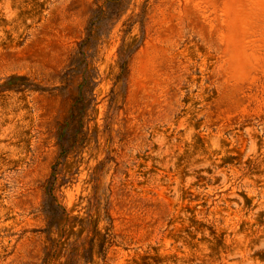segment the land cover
I'll return each mask as SVG.
<instances>
[{
  "label": "rangeland",
  "instance_id": "rangeland-1",
  "mask_svg": "<svg viewBox=\"0 0 264 264\" xmlns=\"http://www.w3.org/2000/svg\"><path fill=\"white\" fill-rule=\"evenodd\" d=\"M0 264H264V0H0Z\"/></svg>",
  "mask_w": 264,
  "mask_h": 264
}]
</instances>
